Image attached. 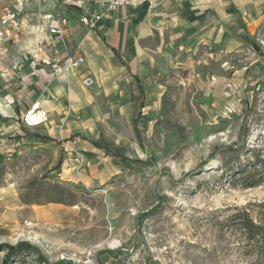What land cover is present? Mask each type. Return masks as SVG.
<instances>
[{
  "label": "rangeland",
  "instance_id": "1",
  "mask_svg": "<svg viewBox=\"0 0 264 264\" xmlns=\"http://www.w3.org/2000/svg\"><path fill=\"white\" fill-rule=\"evenodd\" d=\"M64 1L0 0V15ZM86 2L115 10L116 0ZM260 9L254 45L180 52L166 34L151 37L152 50L164 39L158 106L142 123L145 148L126 152L146 165L112 161L86 176L75 154L67 179L55 148L0 156V264H264L231 222L264 204V0ZM249 173L262 184L245 188Z\"/></svg>",
  "mask_w": 264,
  "mask_h": 264
},
{
  "label": "crops",
  "instance_id": "2",
  "mask_svg": "<svg viewBox=\"0 0 264 264\" xmlns=\"http://www.w3.org/2000/svg\"><path fill=\"white\" fill-rule=\"evenodd\" d=\"M74 1L24 14L21 30L0 47V156L30 147L55 148L60 151L55 167L61 162L67 179H74L75 154L82 156L86 176L112 161H147L133 160L126 152L137 145L145 148L142 123L158 106L152 68L164 56V39L152 50L147 44L154 34H166L167 48L180 52L202 43L234 49L252 37L263 0H123L110 14L94 13L96 5L86 0ZM55 25L60 33L52 32ZM70 56L85 62L68 73L64 67ZM85 78L92 86L85 85ZM139 90L142 143L134 125ZM34 107L48 120L28 126L23 118Z\"/></svg>",
  "mask_w": 264,
  "mask_h": 264
},
{
  "label": "trees",
  "instance_id": "3",
  "mask_svg": "<svg viewBox=\"0 0 264 264\" xmlns=\"http://www.w3.org/2000/svg\"><path fill=\"white\" fill-rule=\"evenodd\" d=\"M246 43L254 45L255 43L250 40L248 37H244ZM143 92L139 90L134 95V125L136 133L141 141L143 142L142 134L138 128V120L141 117V110L143 107ZM151 159V158H150ZM146 165L148 162H141ZM61 162L57 165L56 169L60 170ZM263 176H258L256 174L249 173L247 174L245 184L243 185L245 188H256L260 186L263 182ZM50 202L54 203H63L60 199L51 200ZM257 208H246L243 210H239L237 213L231 216V222L235 227L240 230L241 233L245 236L246 240L250 243V245L260 252L264 250V204L256 206ZM20 253H35L30 247L21 248ZM41 259V258H40Z\"/></svg>",
  "mask_w": 264,
  "mask_h": 264
},
{
  "label": "built area",
  "instance_id": "4",
  "mask_svg": "<svg viewBox=\"0 0 264 264\" xmlns=\"http://www.w3.org/2000/svg\"><path fill=\"white\" fill-rule=\"evenodd\" d=\"M123 3V0H116L111 9H115L117 5ZM20 11L7 10L2 15H0V47L5 46L6 42L9 40L10 34L12 32H18L22 27V19L20 18ZM85 23H88V20H84ZM63 23H66L64 20ZM53 33H60L58 26L52 29ZM83 58H76L70 56L66 59L64 70L66 72H72L80 69L84 65ZM84 83L86 86H92L93 82L90 78H85ZM37 119L34 121L33 119ZM48 120V116L45 112L40 111L37 107H34L30 110L23 118V121L28 126H37ZM83 162L82 156L78 154L75 161Z\"/></svg>",
  "mask_w": 264,
  "mask_h": 264
},
{
  "label": "bare ground",
  "instance_id": "5",
  "mask_svg": "<svg viewBox=\"0 0 264 264\" xmlns=\"http://www.w3.org/2000/svg\"><path fill=\"white\" fill-rule=\"evenodd\" d=\"M33 120H34V121H37V119H35V118H34Z\"/></svg>",
  "mask_w": 264,
  "mask_h": 264
}]
</instances>
